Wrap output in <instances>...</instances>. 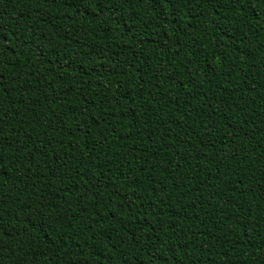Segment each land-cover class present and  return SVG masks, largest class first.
I'll use <instances>...</instances> for the list:
<instances>
[{
    "label": "trees",
    "instance_id": "16d2710c",
    "mask_svg": "<svg viewBox=\"0 0 264 264\" xmlns=\"http://www.w3.org/2000/svg\"><path fill=\"white\" fill-rule=\"evenodd\" d=\"M0 264H264V0H0Z\"/></svg>",
    "mask_w": 264,
    "mask_h": 264
}]
</instances>
